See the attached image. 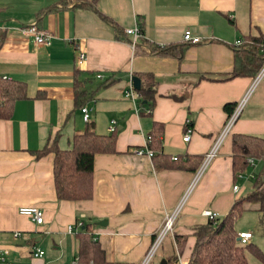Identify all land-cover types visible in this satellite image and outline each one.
I'll return each mask as SVG.
<instances>
[{
    "label": "crops",
    "instance_id": "1",
    "mask_svg": "<svg viewBox=\"0 0 264 264\" xmlns=\"http://www.w3.org/2000/svg\"><path fill=\"white\" fill-rule=\"evenodd\" d=\"M33 25L52 37L50 45L38 46L20 30ZM135 28L142 39L125 34ZM187 30L201 43L185 45ZM0 36V79L25 86V99L0 117V253L7 250L6 261L14 264H103L79 260L80 241L90 238L107 263L140 264L216 142L228 117L224 106L237 104L260 71L231 77L236 54L244 57L235 43L264 37V0H0ZM148 44L182 55H153ZM135 46L147 52L136 53ZM80 53L82 66L76 65ZM134 77L155 93L150 113V103L141 106ZM75 81L85 90L81 105L96 133L108 135L116 123L115 153L95 155L91 199L58 201L54 155L36 154L55 138L60 150L68 149L85 129L81 107L74 104ZM130 87L139 100L125 96ZM187 124L192 133L185 143ZM156 125L162 127L161 148L152 151L160 157L133 155L148 148L146 137ZM234 135L264 138V76L185 198L170 234L171 253L161 261L174 255L177 235L187 238L178 257L187 264L194 229L207 223L205 214L226 216L253 191L257 177L264 184L261 160L234 172ZM22 207L41 209L43 223L19 215ZM244 209L257 212L258 206L247 203ZM102 221L105 227L98 225ZM35 249L44 255L34 258Z\"/></svg>",
    "mask_w": 264,
    "mask_h": 264
},
{
    "label": "trees",
    "instance_id": "2",
    "mask_svg": "<svg viewBox=\"0 0 264 264\" xmlns=\"http://www.w3.org/2000/svg\"><path fill=\"white\" fill-rule=\"evenodd\" d=\"M140 39H142V36ZM2 40L3 38L0 36V44ZM263 42L264 37H259L249 39L245 43L242 42L240 46L235 47V49H241L240 52L244 54V57L238 58L236 54L231 77L254 76L261 69L264 65ZM148 47L147 50L153 55L176 56L177 58L182 55V52L175 54L173 47H159L154 44H148ZM135 51H137L136 53H139V51L140 53L147 52L139 46H135ZM75 82L74 104L82 109L81 104L85 96V90H80V83ZM103 84H106V82ZM149 89V86L147 88L141 86L138 93L141 97V106L144 107L150 103L147 110L151 112L155 93ZM19 99H25V86L22 83L0 79V117L3 111L9 110L13 103ZM235 106L236 104L224 106V111L228 116L233 112ZM157 127L146 137L147 147L154 151L161 148L162 127ZM115 141L116 130L108 135H100L96 133L93 124L86 123L83 131L74 134L68 149L60 150L55 138L51 142V147L46 145L42 151L37 152L36 156L38 157L48 153L54 155L53 180L58 201L76 202L91 199L94 157L96 154L115 153ZM159 157L160 155H154L152 160ZM249 158L264 162V138L234 135L232 141L234 172L244 171L249 166L247 162ZM173 162H178V158ZM247 203L258 206L257 213L260 215V223L264 224V184L258 177L253 183V191L236 200L226 216L208 220L205 225L197 226L194 229L195 242L187 264H249L246 253L251 254L259 264H264V252L257 245L251 242L240 245L237 240L235 224L241 214L244 213V205ZM173 240L174 255L165 259L166 264L174 263L178 256L183 253L187 238L175 235ZM78 257L80 261H87L92 258L96 262L110 264L105 261L100 245L90 238L80 241Z\"/></svg>",
    "mask_w": 264,
    "mask_h": 264
},
{
    "label": "built area",
    "instance_id": "3",
    "mask_svg": "<svg viewBox=\"0 0 264 264\" xmlns=\"http://www.w3.org/2000/svg\"><path fill=\"white\" fill-rule=\"evenodd\" d=\"M20 30L22 33L31 35L34 39V42L38 46L50 45V41H51L52 37L49 34H47L46 32L39 30L37 27H35V25L29 26L26 28H22ZM125 34L127 36L133 37L134 41H136L140 37V30L138 28H135L133 30H125ZM182 40H183V43L188 44V45H197V44L201 43V38L194 36L192 34V32L189 30L184 32ZM241 44H242V41H237L235 43L236 46H240ZM132 46H134V42L132 43ZM262 51L264 52V42H263V50ZM84 60H85V55L83 53H80L79 56L76 58V65L82 66L84 63ZM263 76H264V65L261 67L260 71L258 72L257 76L253 80L251 86L247 90L244 97L236 104L233 112L227 117L216 142L211 147V149L207 152V154L204 156L203 161H202L198 171L196 172L191 185L189 186L188 190L186 191L184 198L181 200L180 204L177 206V208L175 209V211L172 214L165 216L164 224H163L161 230L155 236L152 244L150 245L149 249L147 250V252H146V254H145V256H144V258L140 264H150V262L155 257L158 250L160 249V246L163 243L164 239L166 237L170 236V234L172 233L177 213H178L179 209L181 208L185 198L192 191L193 187L198 182L200 177L203 175V173L207 169L208 165L218 155V151H219L221 143L225 140L226 137H228L230 135L232 128L234 126V123L236 122L240 113L242 112L243 108L245 107L249 96L251 95L252 91L257 86V84L260 82V80L262 79ZM97 78L100 80L103 79V77L101 75H97ZM2 80H6V78H3ZM125 96L127 98H131L134 101L139 100V96H137V94L135 93V91L133 90L132 87H130L129 90H127L125 92ZM89 112L90 111L87 108L81 109V113H82L83 120L85 123L89 122ZM146 112L149 113L150 111L146 110ZM115 130H116V123L114 121H112L108 131L110 133H113ZM191 133H192V130L190 129L189 125L187 124L186 128L184 130L183 142L186 143L190 140V136H191L190 134ZM132 154L135 156H138V157L146 156L150 159H152V157L154 156V152L152 150H150L149 148L135 149L132 152ZM176 160H177V158H174V161H176ZM247 162H248V165H250L252 167L254 166V159L249 158V159H247ZM242 177H243V174H241V173H239L237 175V178H242ZM254 177L255 176L253 174H250L248 176V178H250V179H253ZM233 192L235 194H238L240 192L238 186H233ZM18 214L23 216V217L30 219L32 222H34L37 225H41L43 223V212L41 209H39L37 207L19 208ZM205 215L208 218V220H215L219 217L216 213H206ZM70 230H71V228L68 229V231H70ZM20 235L21 234L19 232L13 233V237L15 239H18L20 237ZM251 238H252V235L250 233L242 232V233L237 234V240H238L240 245L248 244L250 242ZM31 254L34 258H41L44 255V252L41 251L40 249H35L34 251H32ZM7 255H8L7 250L2 251L0 253V262L4 263V264H14V262H10V261L7 262L6 261ZM172 264H180L178 261V258Z\"/></svg>",
    "mask_w": 264,
    "mask_h": 264
},
{
    "label": "rangeland",
    "instance_id": "4",
    "mask_svg": "<svg viewBox=\"0 0 264 264\" xmlns=\"http://www.w3.org/2000/svg\"><path fill=\"white\" fill-rule=\"evenodd\" d=\"M50 143V147H51ZM49 148V147H48ZM241 185V183H240ZM235 230L250 233L252 235L251 243L257 245L264 252V224L260 223V215L254 211H244L235 224ZM237 231V232H238ZM174 245V244H173ZM172 244L170 236L166 237L160 246L155 257L150 264H160L163 255L171 253ZM249 264H259L251 254L246 253Z\"/></svg>",
    "mask_w": 264,
    "mask_h": 264
},
{
    "label": "water",
    "instance_id": "5",
    "mask_svg": "<svg viewBox=\"0 0 264 264\" xmlns=\"http://www.w3.org/2000/svg\"><path fill=\"white\" fill-rule=\"evenodd\" d=\"M132 82H133V86H134V89L136 90V91H138L139 89H140V80L138 79V78H133L132 79ZM98 225L100 226V227H105L106 226V222L105 221H102V222H100V223H98ZM160 264H166V262H165V260H162L161 262H160Z\"/></svg>",
    "mask_w": 264,
    "mask_h": 264
}]
</instances>
